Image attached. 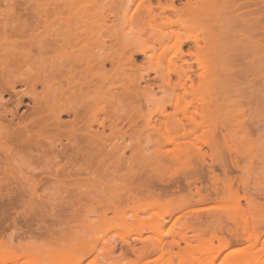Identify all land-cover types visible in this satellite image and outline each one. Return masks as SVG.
Here are the masks:
<instances>
[{
    "label": "rangeland",
    "instance_id": "374dc122",
    "mask_svg": "<svg viewBox=\"0 0 264 264\" xmlns=\"http://www.w3.org/2000/svg\"><path fill=\"white\" fill-rule=\"evenodd\" d=\"M18 1L24 5V8H26V5L27 7L33 5L30 6V8L36 7L35 13H32L35 17L33 18L30 13L32 9L26 11L28 8L24 9L22 8L23 5L20 4L19 6ZM184 1L185 0H176V4L180 5V3ZM194 1H196L195 6L197 5L202 9H206L208 6L206 0ZM238 1L239 0H228L227 5L234 4L235 2L238 3ZM149 3L156 5L157 0H0V19L4 20L6 17H11V14L14 15L12 11H15V9H22L21 11L18 10L19 12H24L20 13L22 19L24 15V19L25 17L31 19L32 17L33 20L35 19L34 23H38V31H36L37 28H35L37 33L34 31L35 34L30 35L28 38L18 36L19 39L13 42L26 47L28 46L27 48L31 49L28 67L23 63L21 65H23L24 68H21L20 72L15 73L17 74L16 78L18 75L22 77L25 76V78L29 77V83L27 82L26 84L21 81L19 82L22 84L16 83L15 88H17V90L14 89L16 93L13 92L12 94L13 97H16H14L15 100L11 96V89H8L7 93H3L4 103L0 100L2 104L6 105V107L3 106L7 111L10 109L9 112L6 113V110H4L0 104L2 116L5 113L4 116L7 117L0 119L2 122L0 124V138L3 137L0 140H5L8 142V145L13 144V146H10L11 149H7L8 147L6 148V145L0 141V179L5 181H0L4 184L1 185L0 183V204H4L7 199L12 201L15 200L14 202L16 203V209L15 207L12 208V210L9 209L13 211L10 212L13 214H11L7 224L5 223L6 227L4 224V226L2 225L0 227V264H58L59 261L57 256L62 253V248L67 245L71 246L70 244L80 241L91 242L96 250H94L95 252L83 254L82 259L84 262L82 264H142V261L138 258L139 253H133L131 250H128V242H131V244L136 247H141L143 243L137 238L152 237L151 235L154 234L149 233L148 229L146 230L144 228V223L140 220L151 215L154 211H163L161 208H164L154 207V205L149 202H138L130 207L124 206V209L121 208L118 211L111 209L110 200L116 193L121 192L123 186L129 182V172L132 171L130 168L133 166V163L135 162L134 166L137 164L136 167L138 168L148 163L160 164L164 161L166 163L160 165L162 172L166 173V175H172L174 173L180 174L186 170L185 168L189 163L199 162L200 158L198 154L201 151L202 153L206 152L208 155L212 154V157H217L221 154L220 150L225 151L226 154L230 150L231 156L238 163L239 169L232 168L231 175L235 176L234 178L235 180L237 179L236 182L238 181V184L243 182V185H245L244 187L247 189V193L250 197L251 214L243 213L244 209L247 208L246 201L243 199L239 200L237 197H230V192H227L228 197L225 198V200H218L216 198L217 196H215L216 194H213L212 197L214 198L209 202L193 204L179 210H176V206L172 203L169 210L175 212V215L172 219L166 221L163 228V231L166 232L167 242L174 241L176 232L181 228L189 237L188 243L193 245L197 244V246L187 249L186 242L180 241L182 250H179V248L175 246L167 257L169 258L172 256L174 264L178 262L181 264L185 259V262L188 264L192 262L195 263V261L199 264L198 261L201 262L203 258L200 264H204L203 262H208L211 258L216 257L214 251H217V248L215 249L214 247L224 246L222 252L217 254L216 264H264V59H261L262 53L255 42L248 44L249 46L243 43L248 38H251L253 41L255 39L258 40V38H260L259 28H257L256 25L252 28H246L248 25L245 27L242 24H238L239 21H230L228 23L226 27L227 33L225 43L232 47L230 52L233 56L230 61L232 65L234 64L235 66L234 77L231 75L228 79H223L221 82L215 81L207 77V66V68L205 66L198 67L200 56L186 54L189 48L193 47V42L191 43L189 41L187 45L182 47L183 53H178L177 47L167 50L162 45L174 44V40L177 38L188 36L189 38H193L195 40L194 42L198 43V46L202 49L200 59L203 61L209 60L212 58L209 38L211 32L215 31L219 24L218 19L208 18L206 16L196 18L180 14L181 17L172 25L158 24L156 28H152L151 25L144 27L143 20L144 17L149 14L147 9ZM14 4L16 6L18 5V7ZM12 5L16 7L14 10L12 9ZM160 11L161 10L157 8L151 14L154 15ZM127 14H131V20L125 19L124 15ZM161 20V18L157 19L159 22ZM98 22H102V25L99 26L97 24ZM126 32H130V34L127 36ZM75 38L79 41L77 45L72 47ZM11 46V42H4L0 44V50H8ZM247 46L249 48H247ZM246 48L251 51L250 56L248 54L249 52L247 53L249 56V58L246 57L247 59L244 58L247 56V54H244L246 53ZM134 49L142 50V53L138 55L134 54L136 63L134 61L129 62L125 59L127 54ZM108 52L112 53V56L116 59H120L119 71L116 77L122 76L124 72L144 75V80L141 79L139 81V86L142 87H140L141 96H139L142 100V106L138 109L139 112H137L136 115L133 114L134 125H132V115H127V119V117L124 116L125 114H122L121 111V113H119L123 116L117 119V121L114 118L115 122L119 124L118 126L122 130L127 133L129 131L128 134L125 135L118 131H111L108 127L105 130L106 137L103 139L105 142H103L108 145V148H121V152H125L126 157L118 158L117 152L112 153L108 155L111 156L108 159L109 161H104L105 164L103 162V164L99 166V169L97 168L95 169L96 171L93 170L90 172L88 171L89 169L84 170L83 167L87 162L90 163V153L87 152V150H90V142H88L90 141V129H82L84 131L76 130L75 132H79L77 134L74 133L75 136L71 137L69 134L72 133L70 132L72 128L74 127L73 130L77 129L81 124L77 125V123L73 122V117H75L73 115L74 113H72V111H70V113L67 110L77 108V110L81 109L80 112H83L82 108L85 105V107L90 109V99L102 97L105 100H115V98L122 96H118V94L123 93L121 90V93L119 91L118 93L110 94L112 96H110L109 93L104 96L97 90L90 91V84L89 86L87 85L90 81V76L99 77L106 74H114L109 63H106L107 66L105 68L99 67L97 63L98 57L106 53L108 54ZM242 53L244 55H242ZM170 59L174 60L175 64L182 68L178 72H171L162 76V73H164L163 69L168 66ZM187 63H191L192 65L190 67L195 69V72L192 73L194 74V82H191L192 85L194 84V87L192 88L191 85L187 89L178 90V92L174 94L175 96H172L171 93H173L172 90L175 84H177L184 75L183 69L188 67ZM25 67L29 69L26 70V72L24 70ZM246 68H248V71ZM68 70H73L72 73L75 75L73 79L67 80L68 76L72 74L67 73ZM21 76L18 77L19 80H23L24 77L21 78ZM44 77H47V79L44 84H42ZM200 81L205 83L203 87L195 85ZM34 90L38 94H36ZM32 92L35 94L32 95ZM17 93L23 96L20 94L21 97L14 95ZM27 94H31L35 99L30 95L27 96ZM171 97L174 98L175 103L173 106L167 107L164 114H150L162 103V101ZM36 98L38 100L40 98V100L42 99L43 101H38ZM217 98L219 99L216 100ZM10 100H13V103ZM35 100L41 103L45 102L44 107L47 106L46 108L48 109L45 111L46 109L44 108V112L40 114V117L44 116L45 118L47 115L49 118V112L52 111H49L48 106L51 107L54 105V107H56L54 110L58 112L55 113L59 114L60 112V121H64V123L59 121L63 127L53 120V122H51L54 123L52 126L48 125V127L46 125L47 128L50 129V132L51 128H53V133L51 134L48 132V129L46 130V132H48L46 134L44 133V128H38L37 126L35 131V128L31 127L30 123L29 130H32L33 133L27 131L23 125L27 123L28 120L30 122V118L35 114L34 111L36 112L33 105L35 103L36 107L38 102ZM16 102L20 104V107H17ZM49 102L54 103L50 104ZM46 103L49 104L47 105ZM42 104L44 105V103ZM9 106L12 107V111L14 110V116L12 114L13 112L10 113L11 108H9ZM31 107L33 110H31ZM99 107L100 105L96 107L94 111ZM106 109L109 110L108 112H111L110 110L115 112L116 109H119V106L114 102L112 105L106 104ZM30 112L34 113H32L33 116L31 115V117L29 114ZM105 115L107 114H100V117L106 119L107 117H105ZM108 115L109 117L112 116L110 113H108ZM2 116L0 115V117ZM36 116H39L37 112ZM86 116L90 117V110ZM4 119H6V121ZM107 119L110 123V118ZM107 119L106 123L108 124ZM130 119L131 124H129ZM16 120L21 123L23 121V123L18 125V121ZM6 122H10L11 125L13 123V126L6 124ZM71 122H73L74 125H71ZM146 122H151L152 125L163 127V129L159 134H156L153 129L154 126L149 127L146 125ZM5 124L7 126H5ZM14 124H16V126ZM67 124L70 126L68 127ZM6 127L8 130L12 131L19 127L23 134L24 132H29V134H27L28 137H26L27 139H30L29 137L31 136H35L38 141L34 140L33 137H31V141H35V143L28 142V140L25 141V136H27L25 134L24 136L22 134L21 136L18 135L19 141L23 136L21 142L17 141L18 139H16V137L15 139H11L12 136L9 138L2 136L1 134L7 129ZM131 127L133 129H131ZM224 127L232 134L228 139L229 141H227L229 142L227 145H225L220 138H217L220 135V131L225 130ZM2 128H5V130ZM97 128V126H94V129ZM24 129L26 131L23 132ZM40 129L42 130L40 131ZM63 130L64 132L61 133ZM185 130L192 131L194 136L192 135L190 138L179 139L180 141L177 146L169 143L170 140L178 138L179 132L181 133ZM37 131L38 137H36L37 134L35 133ZM212 132L216 136L215 140L223 144L219 142L220 144L213 148L205 144V141L210 139L208 135ZM4 134L6 133L4 132ZM78 134H80V137L82 134L87 136H82V138L85 137L82 140L79 138L81 141L84 140V142H79V139L75 141V138L79 137L77 136ZM39 135L40 137L42 135V137L39 138ZM64 135L65 138H62ZM45 138L47 139V143L49 142L47 147ZM70 138L75 141L73 142L71 140V142H73L72 144H77L78 142L79 145H75L76 148H73L75 147L74 145L73 147L70 146L73 149L69 146V148L65 147L68 151L66 156L70 153L69 156L66 157L64 155L65 153L62 154L60 152L63 148L61 144H63V146L72 145L68 144L71 143L69 141ZM43 139L44 141H42ZM14 140H16L15 144L12 142ZM39 141L45 144L44 147L43 143L42 146L39 143L40 145L38 148H41V151L36 148L38 145L37 142ZM52 142L60 143L55 146L57 151H55L56 149L53 147L56 143L53 144ZM29 143L31 144L25 147ZM18 146H20V148ZM21 146L27 149L22 150L23 147L21 148ZM78 146H80V148L82 147L80 153L83 149H87L83 151V154L79 153V155L82 156L81 159L78 154H76L79 149ZM124 146H127V150H125ZM158 147L162 148L164 153L168 155V158L162 161L159 160L156 154ZM28 148H31V150H28ZM33 149L34 151L32 152ZM35 149H37V151ZM43 149L44 151H42ZM65 149L63 148V150ZM50 150L51 152L55 151V154L49 153ZM72 150L75 152L73 153ZM60 153L62 155H59ZM84 153H88V155L86 156ZM56 157L59 158V160L56 159V161ZM70 158H73L71 160L77 159V161H75L76 163L72 161L74 165L77 163L83 164L82 168L80 165V168L83 170H76V168L80 169L76 167V165V168L73 167L75 170H73L72 165H70ZM206 159L209 162L212 161L209 156H207ZM130 160H132V162ZM55 161L56 163L59 161L60 165L62 163L65 164L67 161L70 162L68 166L70 169L67 170L68 172L66 171V173H63L62 170H59L61 168L56 170L58 167H55ZM70 170H73L72 173ZM216 170L220 175L223 174L219 166H217ZM203 171V174L206 172L205 176L203 175V181L209 186L211 185L209 167H204ZM67 173L70 174L68 175ZM181 182L182 181H180V184L182 185ZM193 182H191V184H193ZM183 183L187 190L188 186H186V180L185 182L183 181ZM196 183L193 184L194 187L200 185V182ZM176 184L177 182H173L172 185L169 183L168 185L170 186H167L170 188L173 186L174 189H169L175 190ZM238 184H236V186ZM8 185L9 188H7ZM243 185L241 186L242 189L239 191L241 195L244 194ZM193 186H191L192 189L194 188ZM4 188L7 189L6 192L8 193L3 191ZM187 191L185 192L189 193ZM193 191H195V188ZM175 194H178L176 190ZM4 195L7 196L4 198ZM8 202L9 201H6L5 204ZM71 203H74V205L77 203V206H71L73 210L77 209V207L79 208V211L78 209L76 210L78 212H74L76 213L74 218L72 216L73 214L70 215L72 219L68 216L73 213V210H70L71 207L69 208ZM207 206H213V209L201 211L199 213L202 217L201 221L196 218V215L192 216V214H189L191 210L205 208ZM144 209H150V212L142 211ZM124 213H126V216H138V219L129 220L128 222L121 221V219L123 220L122 214ZM63 214L70 218H64ZM62 215L63 220L61 217ZM220 217L224 219L223 222H221ZM158 221L153 222L152 227H157V224L159 226L161 223ZM247 221L248 224H246ZM187 222H189V224ZM237 224L241 228L248 225L251 231L254 229L252 232H257L254 233L258 236L256 237L254 234L256 238L254 239L253 233L250 231L252 233V238H250V240L251 242H255L256 240V244H258H254L249 249L245 248L247 245L251 244L247 241L246 236L244 237L242 233L236 236L229 229L230 226L236 230ZM220 239L229 241L232 246L226 248L224 244L220 245ZM200 242H202V244L199 245ZM146 243L148 242L146 241ZM32 245L34 248L36 245V249H32ZM112 246H115L114 252H112ZM9 247H11L12 250L9 249ZM196 247H198L197 251L195 250ZM239 248L245 249L243 250L244 255H238L239 253L234 254V250ZM29 250L32 251V253ZM249 250L251 252H249ZM122 251L128 254L122 255ZM206 251L208 252L206 253ZM177 253L183 254L180 257L185 259H178L180 257H177V255L179 256L180 254ZM2 255L4 256L2 257ZM31 255L38 259L34 262L31 261L35 258L31 259ZM209 255H213L214 257H210ZM158 256V253H154L151 255L150 259ZM71 259L72 257L70 256L68 261L70 262ZM185 262L184 264H187ZM148 264L158 263L150 262Z\"/></svg>",
    "mask_w": 264,
    "mask_h": 264
},
{
    "label": "bare ground",
    "instance_id": "6f19581e",
    "mask_svg": "<svg viewBox=\"0 0 264 264\" xmlns=\"http://www.w3.org/2000/svg\"><path fill=\"white\" fill-rule=\"evenodd\" d=\"M206 1L208 3V6H207L206 9H202V8H200L197 5L195 6V2L196 1H194V0H185L184 2H181L180 5L176 4V0H165V1L157 0V4L156 5L149 3V5L147 7L149 14L144 17L143 26L146 27L148 25H151L152 28H156V26L158 24H168V25H172V24H174L176 22V20H178L181 17L180 14L187 15V16H192V17H196V18H198V17H205L206 16L208 18L218 19V23L219 24H218L217 28L215 29V31L211 32V35H210V38H209V47L212 49V51H211L212 58L209 59V60L203 61L202 59H200L201 58L202 49H200V47L198 46V43L194 42L195 40L193 38H189L188 36H185L183 38H181V37L180 38H177L176 40H174V44H164L162 46L165 47L167 50L177 47L178 48V53H183L182 52V47L185 46V45H187L189 41L191 43L193 42L192 43L193 47L192 48H189V50H188V52L186 54L195 55V56H198V57L200 56L199 60L197 59L198 60V67H200V66H205L206 67L207 66L208 67L207 77L210 78V79H214L215 81H220L221 82L223 79H228L231 75L234 77L233 74H234V67L235 66H234V64L232 65V62L230 61V59L233 56V54L230 52V50L232 49V47L230 45H228V44L225 43L226 33H227V28L226 27H227V25H228V23L230 21H234V22H238L239 21L238 24H242L245 27H246V25H248L246 28H252L255 25L257 26V28H259L260 38H258V40L255 39L253 41L251 38H248L243 43H245L246 45H248V44H252L253 42H255L256 43V46L258 48H260V51L262 53L261 59L262 60L264 59V0H239L238 3L235 2L234 4H231V5H227V1L228 0H206ZM15 4H17V3H15ZM19 4L20 5H23V4L19 3V1H18V5ZM18 5L17 6L15 5V6L18 7ZM30 6H33V5H29V7H27V5H26V8H28V9L24 8V5H23V7L22 6L21 7L24 8V9H26V11H28L29 9L30 10L32 9V12H30V11L29 12L31 14L32 13H35L36 7L34 6L35 8H32V7L30 8ZM13 7H12V9L14 10L16 7H14V8ZM157 8H159L161 11L155 13L154 15H152L151 13L154 12ZM10 10H11V8H10ZM18 10L19 9H17V10L15 9V11H12L11 10L12 13H14V15L11 14V17H9V18L6 17V18H4V20L0 19V44H2L4 42H11L12 43V46H11L10 49L5 50V51L0 50V100L2 101V103H4L3 102V98H4L3 97V93L4 92L7 93V90L8 89H11V96L13 97V95H12L13 92L15 90H17V88H15L16 83L22 84L21 82H23V83H26L27 84V82L29 81V77H26L25 78V76H23L24 77L23 78L21 75L20 76H21V78H23V80H19L18 77H20V76L18 75V77L16 78V75L17 74H15V73L16 72L17 73L20 72L21 71V68H24V66L21 65L23 63H25V65H27V67H28V64L30 62L29 61V58H30L29 57V54L31 55V53H30V50L31 49H28L27 48L28 46L26 47V46L19 45V44L13 43V42L14 41H17L19 39L18 36L19 37H27L28 38L30 35H34L35 34L34 31H35V28H37L38 23L37 24L34 23L35 19L33 20L32 17L34 18L35 15H33V14H32V17H31L32 20L29 17L28 18L25 17V19H24V15H23V19H22L21 16H20V13H24V12H19L22 9H20L19 11ZM124 16H125V19L131 20V14H127V15H124ZM158 18L159 19L161 18L162 20L159 22V21H157ZM230 18H231V20H230ZM97 24L100 26V25H102V22H98ZM36 31H38V28L36 29ZM128 34H130V32H126V35L127 36H128ZM78 41L79 40L77 38H75L73 40L74 44H73L72 47H74L75 45H77L78 44ZM248 46H247V48H249ZM247 48H246V53H244V54H247L249 52L248 54L250 56L251 55V53H250L251 51H249L250 49L247 50ZM140 53H142V50L134 49V50L130 51L127 54V57H125V59L127 61H129V62L130 61H134L136 63V61H135L136 59L134 58V54H137L138 55ZM244 54L242 53V55H244ZM248 54H247V56H245V57L242 56V57H244L245 59H247V58H249ZM112 55L113 54L110 53V52H108V54L106 53L104 55H100L98 57L97 63L99 64V67H103V68H105L107 66L106 63H109L110 66H111V68H112V71L114 72V74H106V75H102V76H99V77L90 76V81L87 83V85L89 86V84H90V91L97 90L98 92L102 93L104 96L107 95L108 93H109V95L110 94H113V93H118L121 90L123 93H121V91H120L121 94H118V96H120V95H122V96L115 98V100L114 99H112V100L111 99L105 100L102 97L101 98H96V99H90V109L88 107H85L86 106L85 105L82 108L83 109V112L81 111L83 114L80 112L81 109H78L79 111L77 110V108H73L71 110H67L68 112L72 111V113H74L73 115L75 117H73L74 118L73 119V122L77 123V125H80L81 124V126H79L80 128L77 127V129H74V130H73L74 127L72 128V126H71L72 131H70V132H72L71 133L72 135L69 134L71 137H74L75 134H77L82 129H84V130H86V129L89 130L90 129V139H89L90 141L87 140L88 142H90V148H89L90 150L88 151L86 149L87 152L90 153V155H89L90 156V160H89L90 163L87 162V164L85 166H83L84 167V170L85 169H89L88 171H90V172L93 171V170H95V169H97V168L99 169V166L102 165L104 161L105 162L109 161L108 159L111 156H108V155H110L112 153L117 152L118 153V158H120V157L121 158L126 157L125 156V152H121V148H118V147H110V148H108V145H106V143H104L105 141L103 139L106 137V131L105 130L108 127L109 130H111V131H118L121 134L124 133L125 135L128 134L129 131L127 133L126 131L122 130L118 126L119 124L115 122V119H116V121H117V119H120V117L123 116L122 114H125L124 115L125 117H127V115L128 116H131L132 115V120H133L132 121V125H134L133 124L134 123L133 114L136 115V113L139 112L138 109H140L141 106H142V100L139 97V96H141L140 94H141V88L142 87L139 86V83H140L139 81L141 79L144 80V78H145L144 75L143 74H133V73L124 72L122 76L116 77V75L118 74V71H119L120 59H116ZM191 65H192L191 63H187V66L188 67H185L183 69L184 70V75L179 80V82L177 84H175L174 89L172 90L173 93H171L172 96H175L174 94L176 92H178V90L187 89L194 82V76H193L194 74H192V73L195 72V69H192V67H190ZM181 68L182 67H178L175 64L174 60H171L170 59L168 66H166V68L163 69L164 70L163 71L164 73H162V76H165L166 74H169L171 72H178ZM241 69H243V68H241ZM24 70L26 72V70H29V69H27L25 67ZM246 70L248 71V68H246ZM70 71L68 70L67 73H72L73 72V70H70ZM28 74H29V71H28ZM73 77H75L74 73L70 74L68 76V79L67 80L73 79ZM46 79H47V77H44V79L42 81V84H44V82L46 81ZM19 81H21V82H19ZM195 85H197L198 87H203L205 85V83H203V81H200L199 83H196ZM193 87H194V84L192 85V88ZM34 92H36V91L34 90ZM34 92H32L33 93L32 95L35 94ZM14 93H16V92H14ZM19 94L20 93H17V94H14V95H17V96H20L21 95V96H23L22 94H20V95ZM36 94H38V93L36 92ZM29 95L31 96V94H29ZM29 95L27 94V96H29ZM110 96H112V95H110ZM219 96L221 98V95L220 94H219ZM31 97H33L35 99L34 96H31ZM15 98H14V100H15ZM218 99L219 98H217L216 100H218ZM37 100H35V101H37ZM39 100H40V98H39ZM1 101H0L1 107H3V108H4V106L6 107V105L5 104H2ZM11 102L13 103V100ZM17 102H19L20 104H23L20 101H17ZM114 102L117 104V106H119V109L118 110L116 109L115 112L113 110H110L112 113L111 112H108L109 110L106 109V104L112 105ZM42 103H44V105ZM42 103L41 102H38L37 105H36V107H35V103H34L33 108H34V110H36L37 115H39V116H36V112L35 111H34L35 114L32 112L34 114V116L30 112L29 113L30 114V117H31V115L33 117H31L30 118V122L28 120V122L25 123L23 125V127L27 131H30L31 133H33L32 130H29V123H30V126L35 128V131L37 129L36 128V126H37L38 128H44L43 129V130H45V132L43 131L44 133L47 134L49 132L51 134V133H53V128H51V132H50V129L47 128V126L48 125H51L52 126V124H54V123H51V122H53V120L55 122H58L59 123V121L61 120V116L59 115L60 112H59V114H57L58 113L57 110H54V108L56 109V107H54V105H52L51 107L50 106H48V107H49V111H52L54 114L52 112H49L48 111L51 117L49 116V118H48L47 115H46L45 118H44V116L43 117H40V114H42L44 112V108L46 109L45 111L48 110L46 108L47 106L44 107L45 106V102H42ZM53 103H50V104H53ZM174 103H175L174 102V98L171 97L169 99H166V100L162 101V103L159 104V106L156 109H154V111L152 113H150V114H155V113L164 114L165 111H166V108L173 106ZM20 104L17 103V107ZM55 104H57V103H55ZM99 105H100V107L97 108V110L94 111V109L96 107H98ZM120 107H121V109H120ZM9 108H11V112L10 113H12L14 110L12 111V107H10V106H9ZM4 110H6V108H4ZM9 110L8 111L6 110V113L9 112ZM31 110H33L32 107H31ZM89 110H90V117H87L86 115L88 114ZM120 111L122 112V114H120L121 113ZM1 112L2 111H0V115L2 116V113ZM15 112H17V111H15ZM55 112H57V113H55ZM79 112H80V114H79ZM108 113H110L112 116L109 117ZM12 114H13V116L15 115L14 112ZM100 114H107L108 116L105 115V117L110 118L111 122L109 123L108 122V119L106 118L107 119V122H108V124H107L106 123V119H104L103 117H100ZM4 115H5V113L3 114L2 117H0V119H2L3 117H5ZM13 116H12V118H13ZM35 116L37 117V119H36ZM150 116H152V115H150ZM5 118H7V117H5ZM22 118H24V117H22ZM42 118H44V119H42ZM52 118H54V119H52ZM124 118H123V120H124ZM9 119H11V118H9ZM127 119H128V117H127ZM4 120L6 121V119H4ZM18 120H21V119H18ZM18 120H16V121H18ZM60 122L61 123L62 122L64 123V121H60ZM73 122H71V125H74ZM151 122H148V123L146 122V125L149 126V127L150 126H154L153 127V129L155 130L154 132L156 134H159L162 131L163 127L161 128V127H157V125H152ZM1 123L2 122L0 121V124ZM20 123L21 122L18 121V125ZM22 123H23V121H22ZM58 123H56V124H58ZM6 124H10V122L9 123L6 122ZM6 124H5V126H7ZM129 124H131V119H130V123ZM14 125L16 126V124H14ZM11 126H13V123H12ZM67 126L69 127L70 125L67 124ZM94 126H97L98 128L97 129H94ZM19 127H22V126H19ZM19 127H17L16 130H13V131L12 130H8L7 127H6L7 128L6 129L7 131L5 130V128H2V129L5 130L4 132L6 134H4V132H3L1 135L2 136H6L8 138L12 136L11 139L12 138L15 139V137H16V139H18L19 138L18 135L21 136V134H22L24 136V134L25 135L29 134V132H24V131H26L25 129L23 130V132H24V134H23L22 131H21V129H19ZM126 127H127V125H126ZM133 127H136V126H133ZM58 128H60V127H58ZM13 129H15V128H13ZM47 129H48V132H46ZM131 129H133V128L131 127ZM224 129L225 130H221L220 131V135L217 138H220L223 141V143L225 145H227V143H229L227 141H229L228 139L232 136V134L227 130V128L224 127ZM41 130L42 129H40V131ZM76 130H79V131L78 132H75ZM84 130H82V131H84ZM19 131H21V132H19ZM58 131H61V130H58ZM63 132H64V130L61 133H63ZM35 133L37 134L36 137H38V131L35 132ZM39 134H41V133H39ZM43 135H45V134H43ZM192 135H193V132L192 131L185 130V131H182L181 133L179 132L178 133V138L177 139H174V140H170L169 143L175 144V146H177L178 143H179V141H180L179 139H181V138L182 139L183 138H190ZM23 136H22V138H23ZM45 136H47V135H45ZM77 136H79V137L78 138H75V141L77 139H79V138L82 140L85 137H87L84 134H82L81 137H80V134H78ZM82 136H85V137L82 138ZM26 137H28V135L25 136V138ZM31 137H33V136H31ZM31 137H29L30 139H27L26 138L24 140L25 141L28 140V142H33V141H31L32 140ZM41 137H42V135H41ZM41 137L39 135V138H41ZM123 137H124V135H123ZM1 138H3V137H1ZM22 138H20V141H19V139L17 141L21 142V140H23ZM62 138H65V135ZM88 138H86V139H88ZM208 138H210V139H208V141H205V144L208 147H210V148H213L215 146H218L220 143H222L220 141H219L220 142L219 143L218 140H215L216 139V136H215V134L213 132L210 135H208ZM33 139L34 140H37L35 138V136L33 137ZM68 139H69V136H68ZM80 139H79V142L81 141ZM71 140H72V138H70L69 141L71 142ZM0 141L6 145V148L8 147L7 149H11L10 146H13V144L12 145H8V142H6L5 140L4 141L0 140ZM15 141L16 140H14L12 142H14V144H15ZM42 141H44V139ZM75 141H73V142H75ZM45 142H46L45 144H46V147H47V144L49 142L47 143V139H46ZM73 142H71V143H68L67 142V143L68 144H72ZM81 142H84V140L81 141ZM9 143H11V142H9ZM33 143H35V141ZM39 143L42 146V143L43 142L42 143L40 141L37 142L38 145L35 144V145H37L36 148H38V146L40 145ZM52 143L53 144L56 143V145H53V147L55 148V146H57V144L59 142L58 143L57 142H52ZM62 143H63V141H62ZM22 144H23V141H22ZM30 144L31 143L27 144L25 147L29 146ZM45 144H44V147H45ZM77 144H78V142H77ZM77 144L74 143L72 145H67V146H63V144H61V145L65 149V147L66 148L68 146L69 147L70 146L73 147V145L74 146L75 145L77 146ZM19 145H20V143H19ZM76 146L73 147V148H76ZM127 146L126 147L124 146L125 150H127ZM18 147L20 148V146H18ZM22 147L24 148V146H21V148ZM31 147H32V145H31ZM51 147H52V145H51ZM72 147H70V148L73 149ZM78 147H79V149H78ZM78 147H77V149L79 150V152L77 150L76 154H78L79 158L81 159L82 156L79 155V153L82 150V147L81 148H80V146H78ZM23 148H22V150L27 149V148H24V149ZM34 148H35V146H34ZM48 148H49V146H48ZM61 148H60V150H61ZM63 148H62L61 151L60 150H58V151H60L62 154L65 153L64 155L66 156V153H68V151H67V149H65L67 151L66 152L65 150H63ZM219 148H221V147H219ZM38 149H40V151H41V148H38ZM44 149H46V148H44ZM44 149L42 151H44ZM55 149H56L55 151H57V148H55ZM173 149H175V148H173ZM176 149H177V147H176ZM28 150H31V148H28ZM35 150L37 151V149H35ZM52 150H54V149H52ZM86 150L83 149V151H86ZM33 151H34V149L32 150V152ZM55 151L54 152H51V150H50L49 153L55 154ZM72 151H73V153L75 152L74 150H72ZM83 151L80 154H83ZM123 151H124V149H123ZM222 151L223 150H220V153L221 154L218 155L217 157H212V154H209L208 155L206 152L205 153H202V151H201L198 154L199 155V158H200L199 162L197 161L195 163H189L186 166V168H185L186 170L183 171V173H180V174L179 173H174L172 175H166V173L162 172L160 165H163V164L166 163V162H164L162 160L168 158V155L166 153H164V151L162 150L161 147H158V149L156 150V154L158 155L159 160L162 161L160 164H157V163H155V164L148 163L147 165L141 164L143 166L140 167L138 165L139 167L137 168L136 167L137 164L134 166L135 162L133 163L134 168L132 166L131 167L132 169L130 168V170H132V171L129 172V177H128L129 178V182L126 185L123 186L121 192L116 193L112 197V199L110 200L111 201V207H112L111 209L114 210V211H118L121 208L124 209V206L130 207L131 205H135L138 202H141V203L142 202L143 203L149 202L152 205H154V207H163L164 208V209L161 208V210H163V211H160V212L159 211L158 212L154 211V213H152L151 215L146 216V217H144V218H142L140 220V221H142V223H144V228L146 230L148 229L149 233L154 234V235H151L152 237H145V238L144 237H139V238H137L139 241H141L143 243L141 247H136L135 245H132L131 242H128V245H129L128 246V248H129L128 250H131L133 253L134 252H138L139 253L138 254V258H139V260L142 261V262L140 261L142 264H148L150 262L158 263V264H174V262H173L174 260L172 259V256L168 258L167 255H169V253L172 251V249L175 246L177 248H179V250H182L181 249V246H180V241H185L186 242V244H187L186 248L187 249H191V248H194L195 246H197V244L196 245H193V244L188 243L189 242V239H188L189 237L187 236V234L185 232H183V229H181V228H180L179 231L176 232V237H175L174 241L167 242L166 232L163 231V228H164V224L166 223V221L172 219L174 217V215H175L174 214L175 212H173V211L171 212L169 210V207H170V205L172 203H173V205L176 206V210H179V209H182L183 207H188V206H191L193 204H202V203L209 202L210 200H213L212 199V198H214V197H212L213 194H216L215 196H217L216 198L218 200L219 199L220 200H225V198L228 197L227 192H230V197H237L239 200L243 199V200L246 201L247 208L244 209L243 213L245 212L247 214H251L250 197H249V195L247 193V189H245V187H244L245 185H243V182H241L240 184H238L237 183L238 181L236 182L237 179L235 180V178H234L235 176L231 175L232 168H236L237 169L238 168V163L231 156L230 150L227 152V154L225 153V151H223V152ZM61 153L59 155H62ZM73 153H71V154H73ZM88 153L87 154L84 153V154H86V156H87ZM45 154H47V153H45ZM69 154L67 156H69ZM38 155H39V153H38ZM49 155H51V154H49ZM55 156H57V155H55ZM86 156H85V158H86ZM207 156H209L212 159L211 162H209L206 159ZM39 157H40V155H39ZM58 157H60V156H58ZM63 158H64V156H63ZM56 159L59 160V158H57V157L55 158V160ZM71 159H73V158H70V160ZM132 160H133V158H132ZM132 160H130V161L132 162ZM56 161H55V163H56ZM72 161L75 162V161H77V159H74V160H71L70 161L71 162L70 165H72V169L73 170H75L73 168V167H75V165H76V167H79L80 168V165L81 164H78L77 163V164L74 165V163L72 164ZM70 162L67 161L65 164L62 163L60 165V162L58 161L56 163V166H55L56 168L58 167L56 170H58L59 168H61L59 170H62L63 173L64 172L66 173V171L68 169H70L68 167ZM105 162H104V164H105ZM67 163H68V165H67ZM77 165H79V166H77ZM82 165H81V168H82ZM129 165H130V163H129ZM206 166L209 167V171H210V175L209 174L208 175L210 176V179H211V185H209V186L206 185L207 183L205 184L204 181H203L204 180L203 178H204L205 173H206L205 172L203 174V172H204L203 169ZM217 166H219L221 168V170L223 171L222 172L223 173L222 175H220L219 173H217V170H216L217 169ZM81 168L80 169L76 168V170H83ZM73 170H70L71 173H72ZM183 178L186 180V184H187L186 186H188V188H187L188 191L186 190L185 184L183 183V181L185 182V180ZM0 181L5 182V181H3L1 179H0ZM180 181H182L181 182L182 185L180 184ZM173 182H177L176 189L175 190H176V192H178V194H175V190H170L171 188L174 189L173 186H171V188L168 187V186L172 185ZM191 182H193V184L196 183V182H200V185L194 187L193 184H191ZM169 183H170V185H168ZM236 184H238V185L236 186ZM1 185H4V184L1 183ZM160 185H162V186H160ZM190 185L195 188V191H193L194 188L192 189V187ZM196 185H197V183H196ZM242 185H243V188H244L243 189V192H244L243 195L239 194V191L242 189V187H241ZM7 188H9V185L7 186ZM5 189L6 188H4L3 191L5 193H8V192H6L7 189L6 190ZM185 191H187L189 193H186ZM0 194H1V192H0ZM6 196L4 195V198ZM6 201H9V202L7 204H5ZM6 201L4 202V204H0V227L3 224L5 225V223L7 224V221L11 217V214H13V213H10V212H13V211H10L9 209L12 210V208H14L15 207V204H16L14 202L15 200L12 201V200H8L7 199ZM71 204H70V206L68 204H66V205L69 206V208H70L71 206L74 205V203L72 205ZM75 205L77 206V203H75ZM75 205H74V207H75ZM213 206H210V207L207 206L205 208L194 209V210H191L190 213L189 212L188 213L189 214H192V216H195L196 215V218L199 221H201L202 220V217L199 215V213L201 211H203V210H206V211L212 210L213 209L212 208ZM15 209H16V207H15ZM63 209H64V207H63ZM77 209L79 211V208L78 207H77ZM77 209H74L73 210L72 207H71L70 210H73V213L69 214L68 216H70V215L73 214L72 216L74 218L75 217L74 215H76V213H74V212H78V211H76ZM142 211H144V212H150V209H144ZM65 214H63L64 215V218L67 217L66 216L67 214L66 215ZM63 215L61 216L62 217V220H63ZM122 215H123V220L121 219V221H124V222H128L129 220H133V219H138V216H135V217L126 216V213H124ZM72 216H70L71 218L70 217H67L66 219H69V218L72 219ZM12 218H13V216H12ZM228 218H230V217H228ZM220 220H221V222L224 221V219L222 217H220ZM155 221L156 222L158 221L161 224H159V226L157 224V227H152V224ZM187 223L189 224V222H187ZM246 224H248V221L246 222ZM5 227H6V225H5ZM229 229L236 236L237 235H240V233H242L244 235V237L246 236L247 241L250 242L251 244L247 245L245 248H248L249 249L254 244H256V240H255V242L254 241L251 242L250 238H252L251 237L252 236L251 235L252 233H253V237L255 235L257 237L258 235L255 234L257 232H255V231H254L255 233L252 232L254 229H252V231H251V228L249 230L248 225H246L243 228H241L237 224V229L236 230H234L230 226H229ZM61 230H63V229H61ZM61 232H63V231H61ZM52 234H56V233H52ZM254 239H256V238L254 237ZM146 241L148 243H146ZM198 241H199V239H198ZM208 241H210V240H208ZM204 243H206V242H204ZM200 244H202V242H200L199 245ZM219 244L220 245H223L224 244L226 248L229 247V246L230 247L232 246L229 241H227V240H221V239L219 240ZM70 245L71 246H69V245L64 246L62 248V250H61L62 253L58 254V256H57V259L59 261L58 264H82L84 262V260L82 259V255L85 254V253L93 252L95 250V248L91 244V242H87V241H80V242H76V243L70 244ZM209 247H211V246H209ZM214 248L215 249L217 248V251H214L215 252V255L217 257L218 256L217 254H220L222 252V250L224 249V246H217V247H214ZM9 249L12 250L11 247H9ZM32 249H36V245H35V248L33 246ZM111 249H112V252H114L115 246H112ZM203 249H205V248H203ZM11 250H9V251H11ZM195 250L197 251L198 250V247H196ZM243 250H245V249L244 248L236 249V250H234L235 251L234 254L239 253L238 255H244V251ZM9 251H7V252H9ZM30 252L32 253V251H30ZM207 252L208 251H206V253ZM249 252H251V251L249 250ZM154 253H158L159 256L156 257V258L150 259L151 255L154 254ZM121 254L124 255V254H128V253H124V251H122ZM177 254H180L179 256L177 255V257H180L181 255H183L181 253H177ZM3 256L4 255H2V257ZM70 256L72 257V259L69 262L68 259H69ZM174 256H176V255H174ZM212 256H210V257H212ZM34 257L32 256L31 259L34 258ZM216 257L215 258H211L208 262H203V263L204 264H216V259H217ZM182 258L183 257H180L178 259H182ZM37 259L38 258L35 257L31 261L34 262ZM183 259H185V258H183ZM179 261H181V260H179ZM185 261H186V259L184 260V262ZM202 261H203V258L201 259V262L198 261V263L200 264V263H202ZM184 262L181 263V264H184ZM188 262H191V261H188ZM185 263H187V262H185ZM177 264H180V263L178 262ZM190 264H197V261H195V263L192 262Z\"/></svg>",
    "mask_w": 264,
    "mask_h": 264
}]
</instances>
